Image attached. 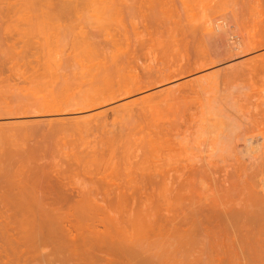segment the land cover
<instances>
[{"label":"bare ground","instance_id":"bare-ground-1","mask_svg":"<svg viewBox=\"0 0 264 264\" xmlns=\"http://www.w3.org/2000/svg\"><path fill=\"white\" fill-rule=\"evenodd\" d=\"M27 1L21 0V6L30 8L28 4L31 1ZM2 2L5 4L6 1ZM65 2L33 0L34 5H40L38 12L46 11L49 6L47 10L52 12L46 13L58 16L57 20L66 17L64 11L69 15L78 7L76 0ZM123 6L124 52L119 51L124 54V59L118 57L116 64L110 63L116 67L110 65V68L118 72L120 80L116 84L93 89L81 98L85 108L72 112L65 109L81 106L78 100L76 104L70 101L71 104L69 99L62 102L54 98L48 101L50 105L41 108L42 115L39 116L28 114L19 117L13 113L24 108H7L9 115H0V128L13 130L24 125L36 133L43 127L38 132L48 142L60 128L78 129L90 134L91 137L83 142L81 152L88 156L97 155L101 160L91 176L96 192L88 195L104 196L110 200L107 201L109 204L160 205L175 199L182 201L188 197L184 192L192 191V196L188 192L191 198L183 203L186 205L181 209V215L175 219L161 217L163 221L171 222L175 234L181 229L183 231L186 225L195 227L197 223L207 232L215 233L222 218L239 219L240 222V219L251 215V207H255L253 211H257L259 206L263 208L264 205L260 204L264 203V0H124ZM66 8H69L68 12ZM56 12H63V17ZM115 50L113 55H116ZM119 60L124 63H118ZM104 61L107 62L106 59ZM54 91H51L53 96ZM110 176L119 178L116 187L107 182ZM203 190L211 195L206 197ZM211 197L213 202H209ZM194 198L198 201L195 202ZM217 198L225 205H221ZM32 204H36L37 210H34L40 216L44 213L41 199H22L18 205L21 216L31 214ZM13 214L6 203L0 202V217ZM250 217L248 222H251ZM44 220L42 225L36 226L39 230H46L40 231L41 236L38 235L39 230L36 231V238H47V235L52 238L55 232L49 230L51 227ZM32 225L34 227L33 222ZM65 226L63 229L59 227L63 236L68 233ZM190 230L184 233H190ZM53 237L56 238L55 235ZM68 238L71 240L67 235ZM46 242L51 243L47 239ZM58 246L55 249L60 248ZM75 246L79 244L72 246V250L70 247L72 252ZM63 248L67 253L69 247L64 245ZM75 249L78 251L79 247ZM110 249L111 252L113 249ZM87 250L90 249L87 247ZM22 254L14 255L15 262L30 263V259L24 256L27 254ZM8 256L1 243V262L4 260L6 263ZM59 260L60 263L61 258Z\"/></svg>","mask_w":264,"mask_h":264},{"label":"rangeland","instance_id":"rangeland-1","mask_svg":"<svg viewBox=\"0 0 264 264\" xmlns=\"http://www.w3.org/2000/svg\"><path fill=\"white\" fill-rule=\"evenodd\" d=\"M0 1H6L5 4L3 2V5L0 4V115H9L6 113L7 108H24L13 114L20 115L19 117L28 114L39 116L42 115L41 108L50 105L48 101L54 98L62 102L69 99L71 104L70 101H73V104L79 101L81 106L65 109L72 112L85 108L82 99L93 89L105 87L106 84H116L120 80L116 67L113 65L115 67L113 69L111 64L117 62L118 57L124 59V54L119 51L124 52V0H76L79 3L77 2L75 13L71 11L72 13L69 12L71 15H67L68 13L64 11L66 17H63V12H56V14L60 13L59 16L62 15L63 18H59L60 20H57L58 16H53V13H49L53 18L46 13L50 11L47 10L49 6L46 11L44 9L43 12L41 10L38 12L40 5L35 4V6L33 0L27 3L30 8L21 6V0ZM65 10L68 12L69 8ZM110 42L119 44L115 43L117 45L115 46ZM96 44L98 49L94 46ZM112 48H117L118 50H114L119 51L120 55L117 52L113 55L112 53L115 52ZM110 55L114 56L115 60L114 57H109ZM102 58L107 62L103 63ZM166 62L168 65V60ZM118 63L124 61L119 60ZM166 64L164 61V66ZM54 89L56 91L53 96L51 91ZM42 128L36 133L34 129L24 125L13 130L0 128V202L6 203L15 213L12 216L0 217V244H3L9 255L6 263L0 260L2 264H19L15 262L14 255H21L24 252L27 254L24 256L30 259V263L26 261L28 264H82L83 262V264H264V211L261 210L264 206L256 207L257 211L256 209L253 211L255 207H251L250 211L253 213L251 212L250 216L252 219L256 216V222L255 219L253 222L252 219L248 222L250 216L249 219L248 217L243 218L244 220L240 219V222L239 219L233 221L230 218H222L215 233L207 232L200 223L195 224V227L193 224L187 226L184 223L183 226H186H182L183 231L181 229L175 234L173 227L170 226L171 222L165 220L164 222L162 218L175 219L177 215H181L186 205L183 203L190 200L188 194L192 196V191L189 190V193L185 191L187 195L184 192V196L189 197L184 199L185 202L175 199L173 202L160 203V205L157 203L138 205L132 202L109 204L110 202L107 201L110 200H106L104 196L99 195V199L93 197L94 195L89 197L95 191L91 184V176L101 160L97 155L88 156L81 152L83 142L91 135L78 129L60 128L48 142L39 133ZM107 182L116 187L119 178L110 176ZM203 192L206 193L205 190ZM209 194L211 195L206 193V197ZM38 198L43 201L44 213L40 216L36 211V204H32L31 214L21 216L18 212L20 200ZM193 200L198 201L195 198ZM212 200L211 197L209 202H213ZM219 200L217 201L221 202V205H225L223 200ZM95 201L97 205L93 204ZM217 201L214 202L219 205ZM201 206L199 208H202ZM86 211L89 214L85 215ZM34 215L37 218L33 217ZM39 216L47 220L46 225H50L51 228L48 227L50 231H55L52 236L50 235L53 239L48 235L47 238L44 236L43 239L38 236L36 238L35 232H38V226L45 221ZM88 218H92V221ZM57 220L61 222L58 223ZM62 226L69 229L68 231L65 228L68 232L64 233L65 236L60 232ZM185 228H188L187 231L191 229L190 233H184L187 232ZM42 229L44 230L40 228L38 232L40 236ZM28 232L29 234H26ZM67 235L71 240L66 239ZM102 236L105 237L103 240ZM28 237L30 239L34 237V241L33 239L29 241ZM46 239L51 242L50 245ZM54 239L57 243H53ZM100 242L103 244L99 245ZM57 244L60 248L55 249ZM76 244L79 246L75 248L79 247V249L77 251L73 248V253L72 246ZM106 244L108 247L104 248ZM64 245L69 247L66 251L72 255L71 257L63 251ZM44 247L46 250L42 251ZM87 247L90 250H87ZM109 249L113 250L110 252ZM59 250L62 252L58 253ZM115 251L119 252L115 253ZM96 254L98 255L94 256ZM24 262L21 264H25Z\"/></svg>","mask_w":264,"mask_h":264}]
</instances>
